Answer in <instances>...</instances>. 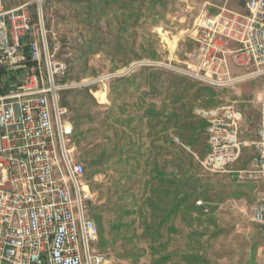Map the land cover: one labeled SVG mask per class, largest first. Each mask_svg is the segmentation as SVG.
<instances>
[{"label":"built area","instance_id":"built-area-1","mask_svg":"<svg viewBox=\"0 0 264 264\" xmlns=\"http://www.w3.org/2000/svg\"><path fill=\"white\" fill-rule=\"evenodd\" d=\"M44 2L6 9L0 0V264H110L95 247L98 231L87 214L91 191L60 102L61 91L85 85L57 82L63 71L48 48ZM191 40L194 49L182 62L173 51L168 70L224 91L264 78V0L200 16ZM25 47L31 68L24 65ZM239 98L193 113L206 122L210 152L202 167L247 184L264 179V105L255 140L247 144ZM243 147L253 157L241 166ZM252 222L264 228V200Z\"/></svg>","mask_w":264,"mask_h":264},{"label":"rangeland","instance_id":"rangeland-1","mask_svg":"<svg viewBox=\"0 0 264 264\" xmlns=\"http://www.w3.org/2000/svg\"><path fill=\"white\" fill-rule=\"evenodd\" d=\"M5 1L6 6L17 8L31 0ZM104 1L45 0L43 5L48 25V48L54 55V61L62 67L61 78L71 82L69 84H83L89 87V94L93 98L91 101L83 97L79 90L72 95L60 97L62 103H75L77 106L74 112L66 107L69 120L82 110L90 117V120L81 126L87 138L82 141L81 147L76 146L77 153L87 145L94 149L95 154L104 146L109 152H112L118 142L122 146L119 153L107 163L86 170L89 176L86 181L100 185H92L89 202L90 211L94 210L100 216L105 230L106 243L100 247L97 241L96 249L108 256L110 264H155L159 256L169 253L173 257L165 264H177L182 262L181 256L189 253L195 246V242L186 245L190 231L202 232L207 227L208 233L197 241L203 246L199 253L209 259L210 264H235L240 256V246L251 239L258 243L254 253L247 251L244 255L245 264H264V228L252 222L255 205L264 200V179L254 183L237 184L225 175L208 172L198 161L199 177L203 184L207 185L208 202L200 200L196 202V206H205L206 213L210 208H216V225L225 232L213 239V225L193 224L188 227L180 219H176L172 222L177 229L176 233H168L164 229L158 243L144 237L146 224L150 222V212L145 203L149 192L148 188L144 191L140 184L135 183L136 178L142 175L143 169L137 167L140 163L126 159V151L130 141L140 144L141 152L147 151V130L144 121L141 124L140 120H135L126 128L117 125L112 117L110 118L111 114L124 119L129 115L135 118L142 114L143 108L149 105L159 107L161 102H165L166 79L175 74L166 67L172 52L174 51L177 60L182 62L185 54L193 49L191 35L195 21L200 16L215 15L222 9L238 12V0H165L162 19L152 23V18L146 15L147 17L140 18L135 24L132 18L126 17L123 10H116L118 5L105 8ZM30 9L33 12L34 8ZM133 10L137 11V7L133 6ZM124 19L129 20V23L125 29H121L120 22ZM146 41L152 42L158 58L137 60L121 67L124 55H116L117 47L129 50L132 54H142L141 49L147 50ZM142 63L144 65H140ZM141 67L158 70L148 72L140 70ZM133 74L137 75L136 82L139 85L136 95L126 100L118 98L117 90H123L124 87L121 83L114 87L112 82L119 78H130ZM158 74V82L154 83L158 85L156 91L162 94L155 98L156 93L150 88V82H153ZM183 77L190 82H196ZM146 79L150 82L145 83ZM128 92H134V88L131 87ZM229 92L234 97H240L238 105L244 114L245 127L241 140L249 144L255 140L254 130L261 118V106L264 105V79L245 83ZM191 93L192 91L188 94ZM228 101L230 97L224 94L219 97L218 104ZM189 102V98L184 101L187 104L185 109L190 106ZM197 102L204 103L205 100L200 99ZM110 108L113 109L112 112H109ZM181 110L180 104L173 108V112L180 113ZM170 134L173 135V132L170 131ZM107 140H112L110 146L106 145ZM136 143L132 148L137 147ZM242 153V162H246L252 154V149L243 147ZM236 194L239 196H235ZM119 217L122 224L119 230L123 239H115L109 234L112 223ZM159 243L164 244L165 248L160 249ZM153 248L159 250L157 254L153 252Z\"/></svg>","mask_w":264,"mask_h":264},{"label":"trees","instance_id":"trees-1","mask_svg":"<svg viewBox=\"0 0 264 264\" xmlns=\"http://www.w3.org/2000/svg\"><path fill=\"white\" fill-rule=\"evenodd\" d=\"M106 1V2H105ZM105 8L110 5H118L116 10H123L126 13V17L133 19V24L140 20V18L151 17L152 23L156 22L163 17V8L165 0H105ZM4 6L6 9H11L6 6L4 0ZM133 6L137 7V11L133 10ZM160 7L161 10L156 9ZM238 7H243V0H238ZM147 15V16H146ZM216 15V14H215ZM43 16L45 22V29L48 28L46 22V14ZM207 16V15H206ZM213 16V15H212ZM211 17V16H208ZM129 20L124 19L120 22L121 29H125L128 25ZM47 32V31H46ZM193 49L195 47L194 42ZM147 50L141 49L142 54H132L129 50H124L122 47H117L118 53L116 55H124L122 58L121 67H125L131 62L149 59L155 60L158 58L156 48L152 47L151 41H146L145 45ZM133 49V48H132ZM192 49V50H193ZM24 65L32 67L33 63L30 60V54L28 47L23 49ZM140 70L154 72L158 69L151 67H141ZM159 74L153 82L149 79L144 81L145 83H151L150 88L156 93L155 98L160 97L161 92H157ZM264 79V78H262ZM137 75L133 74L130 78H119L112 82V85H123V90L119 89L117 97L120 99H131L133 98L139 85L136 82ZM156 81V82H155ZM57 82L61 85L69 84L71 82L63 80L60 77L57 78ZM155 82V83H154ZM120 85V86H121ZM133 87L134 92L129 93V89ZM117 89V88H113ZM79 90L83 97L93 101L92 96L89 94V87H80L75 89H68L60 92L61 95L69 96L75 91ZM192 91L191 94H188ZM77 92V93H78ZM165 102H161L159 107L149 105L143 108V112L140 116L134 118L129 115L127 119L110 116L114 123L119 126L129 128L133 121L140 120V123L144 121L147 130L146 136L149 139L148 150L141 152L138 143L128 142L129 148L126 151V159L134 160L136 164L140 163L139 167L142 170V175L136 178V182L143 187L146 191L148 188L149 196L146 198L145 203L150 212V222L146 224L143 236L149 238L151 241L158 243L162 237L164 229L168 233H176L177 229L173 225V221L180 219L186 226L192 227L193 224L197 226L213 225L214 232L213 239L220 236L225 232L223 228H219L216 225V219L214 212L216 208H210L208 212H205L206 207L196 206V202L202 200L204 203L208 202L207 198V185L203 184L202 179L199 177V165L197 163L202 161L210 152V148L207 143L205 135L206 122L196 116L193 111L195 108H214L218 104V99L221 95H228L230 99L235 97L229 92L224 90H217L209 86L203 85L197 82H190L188 79L178 74H172L165 82ZM145 97L147 94H143ZM190 100L189 107L185 109L187 104L184 103L186 99ZM205 100L204 103L197 102L198 100ZM61 102V101H60ZM180 104L182 110L180 113L173 112V108ZM61 106L67 107L71 112L77 110L75 103L61 102ZM80 107V105H79ZM82 109V108H80ZM240 110L241 107H239ZM110 108L109 112H112ZM90 120V117L85 114L82 110L77 115H73L70 122L73 127V141L76 146L81 147L82 141L86 140L87 134L81 129L82 124ZM106 121V120H105ZM104 123V122H103ZM118 131V130H116ZM173 132V135L170 134ZM112 140H107L106 145L110 146ZM134 143L137 147L132 148ZM119 142L109 152L105 146L98 152L94 153V149L87 146L77 153V159L83 166L84 180L89 185L90 189L93 186H100L98 184H92L87 182L86 170L87 168L100 167L104 163H107L110 159L116 156L118 151L121 150ZM146 153V154H145ZM120 154L117 156L119 157ZM253 157V153L246 162L240 161V165L244 166L245 163L249 162ZM143 158V159H142ZM142 164L144 166H142ZM148 167V169H146ZM96 173V172H95ZM128 175H126L127 177ZM130 177V176H129ZM232 181V180H231ZM134 183V184H135ZM239 196V194L235 195ZM88 217L95 223L98 231V243L100 247H103L106 243L104 239L105 230L102 227L101 218L94 210L87 209ZM195 214L196 216H193ZM111 231L109 234L113 235L115 239H123L120 234V217L112 223ZM206 227V226H205ZM205 228L204 231L198 232V230H191L187 236V246L190 242H195L189 253L181 256V263L177 264H210L207 259L199 251L203 249V246L197 241L200 237H204L208 231ZM258 242L250 240L244 242L240 246L238 251L239 259L235 264H245L244 255L248 252H255L256 245ZM159 248L164 249L165 245L159 243ZM157 248H153L155 254L158 253ZM103 253V252H102ZM249 253V254H250ZM105 254V253H104ZM108 257V256H107ZM171 253L161 255L155 260V264H165L172 259ZM176 264V263H175Z\"/></svg>","mask_w":264,"mask_h":264}]
</instances>
